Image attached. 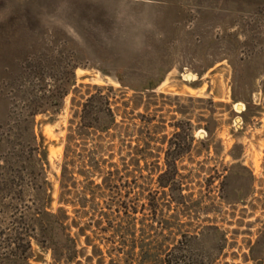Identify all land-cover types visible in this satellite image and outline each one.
I'll use <instances>...</instances> for the list:
<instances>
[{
	"label": "rangeland",
	"instance_id": "rangeland-1",
	"mask_svg": "<svg viewBox=\"0 0 264 264\" xmlns=\"http://www.w3.org/2000/svg\"><path fill=\"white\" fill-rule=\"evenodd\" d=\"M60 56L78 65L79 92L71 90L57 116L36 117L35 132L47 145L51 209L61 206L60 165L76 104L86 85L112 87L120 114L137 104L126 120L134 124L130 136L113 140L119 168L120 149L126 156L128 143L136 146L139 165L118 187L137 212L121 218L113 207L102 225L110 231L103 232L65 207L87 226L105 263L109 248L122 244L125 253L113 257L137 264L140 248L145 256L186 235L189 251L209 254V264H264V0H0V153L15 85L34 60L48 64ZM167 150L177 160L173 188L181 185L184 205L158 184ZM2 205L4 232L10 210ZM132 245L134 254L126 252ZM33 250L31 264H52L49 252L34 243Z\"/></svg>",
	"mask_w": 264,
	"mask_h": 264
},
{
	"label": "trees",
	"instance_id": "trees-1",
	"mask_svg": "<svg viewBox=\"0 0 264 264\" xmlns=\"http://www.w3.org/2000/svg\"><path fill=\"white\" fill-rule=\"evenodd\" d=\"M33 62L27 79L15 85L5 136L6 151L0 153V207L4 204L10 210L6 230L0 231V264H31L35 257L33 243L50 253L52 264H81V261L106 264L103 250L86 234L87 226H80L65 207H72V212L79 218H89L97 230L103 232L110 231L102 225L103 219L109 222L113 207L118 217L137 212L129 204L128 191L122 195L118 187L127 183L128 180L123 179L131 177L139 165L136 146L128 143L126 147L132 151L128 150L126 156L121 155L122 149L120 154L118 152L122 168L113 162V140H126L130 136L134 124L126 120L129 113L133 115L137 104H133L131 112L127 113L124 108L120 114L119 108H113L112 87L85 86L88 92L83 102L76 104L77 110L69 120L65 137L59 178L58 203L61 206L52 210V191L46 173L47 145L44 138L35 132L36 117L57 116L71 90L79 92L75 87L78 65L72 57L63 59L61 56L48 61V64H44L43 59ZM119 83L125 86L120 80ZM118 115H121L120 121H117ZM188 132L189 146L193 141L192 127ZM173 137H179V133L175 132ZM106 138L110 141L105 142ZM90 142L92 145L88 147ZM176 163V158L167 150L158 184L161 189L171 188L174 201L184 205L181 185L173 188L178 183ZM75 175L83 177L82 186H79ZM92 178L99 179L100 183ZM163 194L166 196L165 192ZM73 227L78 229L74 235L71 234ZM161 230H166L162 224ZM81 237H85V245L78 248ZM185 238L186 235H182L172 247L167 245L146 250L145 256L143 248H140L136 263L209 264L210 255L202 253L195 258L185 244ZM105 245L108 249V244ZM152 245L150 243L149 247ZM89 247H92L91 253L87 252ZM135 248L132 245L126 252L134 254ZM118 252L125 253L122 244L115 250L108 249L107 254L111 258L108 264H119V259L113 257H117Z\"/></svg>",
	"mask_w": 264,
	"mask_h": 264
},
{
	"label": "water",
	"instance_id": "water-1",
	"mask_svg": "<svg viewBox=\"0 0 264 264\" xmlns=\"http://www.w3.org/2000/svg\"><path fill=\"white\" fill-rule=\"evenodd\" d=\"M187 80H191V75L186 76Z\"/></svg>",
	"mask_w": 264,
	"mask_h": 264
},
{
	"label": "bare ground",
	"instance_id": "bare-ground-1",
	"mask_svg": "<svg viewBox=\"0 0 264 264\" xmlns=\"http://www.w3.org/2000/svg\"><path fill=\"white\" fill-rule=\"evenodd\" d=\"M240 108H241V106H240ZM240 110V109H239Z\"/></svg>",
	"mask_w": 264,
	"mask_h": 264
}]
</instances>
